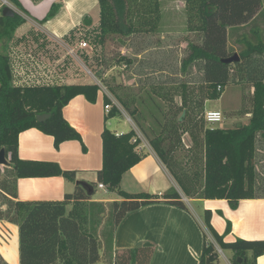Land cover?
I'll list each match as a JSON object with an SVG mask.
<instances>
[{
  "label": "trees",
  "instance_id": "trees-1",
  "mask_svg": "<svg viewBox=\"0 0 264 264\" xmlns=\"http://www.w3.org/2000/svg\"><path fill=\"white\" fill-rule=\"evenodd\" d=\"M8 1L25 12L20 0ZM98 1L100 29L93 40L101 46V64L110 40L158 31L161 0ZM60 7V3L53 4L44 21L55 16ZM186 13L187 34H195L201 42L189 44L182 68L188 75L190 66L201 67L203 79L199 90L190 89L185 80L169 89L156 84L133 98L120 95L115 87L107 88L134 118L187 197L226 199L236 209L242 199L264 198L261 169L264 167V78L258 77L255 62L256 57H264V6L262 0H186ZM24 22L25 18L16 10L12 17L0 15V44L5 48L0 49V150L5 149L9 160L8 165H0V176L4 173L0 177V220L19 226L20 264H97L105 254L110 264H149L155 252L151 247L114 250L119 223L127 213L155 202L185 210L188 206L176 188L161 196L132 194L121 189L124 173L145 156L138 149L141 139L133 141L138 136L134 129L116 134L106 127L102 133L103 168L98 172L99 181L108 190L117 192L122 200L94 202L91 199L95 188L85 182L78 183L64 200H18L19 178L61 175L74 180L76 175L55 162L21 159L20 133L38 128L54 137L56 148L67 140L82 142L79 132L64 117L63 109L79 94L95 102L100 90L98 84L16 85L5 43ZM235 53L240 56L238 61L223 62ZM129 57L122 52L115 59L130 65ZM247 74L253 88L252 107L244 111L249 114L248 122L234 127L209 125L205 119L206 100L221 98L228 84L246 80ZM176 97H180V102ZM107 105H110L109 118L123 117L120 107L109 97H106ZM43 113L50 117L38 121L37 115ZM148 113L151 119L147 118ZM185 134L192 140L189 147H185ZM183 148L190 154L178 157L177 152ZM188 160L194 167H187ZM211 219L212 211L206 209V226L223 249L233 252L234 264H257L264 254V239L226 241L225 236L232 231L231 221H227L226 231L220 235ZM218 261L215 243L204 231L199 264ZM0 264H9L1 254Z\"/></svg>",
  "mask_w": 264,
  "mask_h": 264
},
{
  "label": "crops",
  "instance_id": "crops-1",
  "mask_svg": "<svg viewBox=\"0 0 264 264\" xmlns=\"http://www.w3.org/2000/svg\"><path fill=\"white\" fill-rule=\"evenodd\" d=\"M1 1L0 15L6 5L5 0ZM6 1L10 4L8 0ZM20 2L25 12L10 5L25 18V22L5 43L11 59L14 83L20 86L98 84L100 90L95 102L79 94L63 109L64 117L79 132L82 142L67 140L56 148L54 137L38 128H30L20 133L21 159L55 162L64 170L74 171L76 175L74 180L66 179L61 175L19 178L18 200H64L67 194L75 191L80 182L94 186L95 194L91 199L94 202L108 203L122 200L117 192L108 190L106 186L105 189L99 186L103 184L98 177V172L103 168L102 133L106 127L116 134L127 133L134 129L141 138V151L145 156L124 173L121 189L132 194L149 193L161 196L169 189L176 188L183 196L188 210L164 202H155L127 213L116 228L114 250L138 246L151 247L155 252L149 264H199L204 246V231L211 241L217 243L205 224L206 209L212 211L211 224L220 235L225 233L227 221H231L232 231L225 236L226 241H234L237 238L264 239V198L242 199L238 207L233 209L226 199L187 197L133 119L127 118L125 114L123 117H108L106 97L110 98V96L104 91L102 80L89 69L96 78L95 81L87 79L88 71L84 75L75 73V62L82 68L83 65L88 68L91 59L99 56L101 46L95 44L93 40L100 29L98 0H20ZM160 2L161 19L158 31L135 34L128 39L136 43L146 40L151 46L161 44V47L156 46L153 49L159 48L160 53H164L166 58L171 53L175 54L174 46H171L169 41L187 35V33L180 34L182 32L180 28L187 29L186 0ZM55 3H60L59 11L52 18L44 21ZM262 4L264 6V0ZM119 39L122 38H116ZM82 41H88L89 46L82 48L80 46ZM186 42L190 44L187 39L184 42L180 41L182 48ZM122 52L126 53V50ZM141 54L134 55L141 57ZM154 85L156 84H150L149 88L145 87L144 90ZM158 86L165 89L171 87L169 84ZM104 88L107 89L105 85ZM179 98L176 97L177 102H180ZM208 100L205 102L206 111H208L206 107ZM247 122L248 120L241 123ZM209 125L213 126V124ZM183 140L187 147L192 145L189 134H185ZM98 192L101 195L96 196ZM71 208L72 203L68 205V210ZM216 215H219L224 223L218 221L217 225ZM0 254L7 263L20 264L18 224L0 220ZM263 257L264 254L257 259V263ZM97 264L102 263L99 261Z\"/></svg>",
  "mask_w": 264,
  "mask_h": 264
},
{
  "label": "rangeland",
  "instance_id": "rangeland-1",
  "mask_svg": "<svg viewBox=\"0 0 264 264\" xmlns=\"http://www.w3.org/2000/svg\"><path fill=\"white\" fill-rule=\"evenodd\" d=\"M2 1L0 0V4ZM179 29V28H178ZM182 32L180 34H186L187 29L180 28ZM185 30V31H184ZM186 37V38H185ZM185 38V40L183 39ZM186 39L191 43L194 42H201V38L197 37L195 34H187L183 35L182 38H174L170 40L169 43L171 46H174L175 54L171 53L169 57L165 58L164 53H160V49H153L154 47H161V44H157L156 46H151L149 41L146 40L141 41L140 43H136L132 41L130 38L126 39H119L116 41L110 40V42L106 45L105 48V56L104 64H101L100 60L102 57V49L99 48V56H95L89 62V67L87 68L83 65L85 70L82 71V67L75 62L74 64V71L76 74H85L88 71L87 79L89 81L96 80L94 75L89 72L91 70L96 76H98L102 80L103 89L104 91L109 94L110 98L115 101L122 113L129 119L134 118L129 114V112L121 105L118 101L116 96L111 93L110 87H115L117 90L116 92L122 96L128 95L130 98H133L135 95L140 96V94H144V88H149L148 85L150 84H169V85H176L181 81L185 80L190 85V89H195L196 91L199 90L202 79H203V71H201V67H196L192 65L187 69L189 72L187 77H184V71L182 68V61L184 57L188 54L189 45L188 42L184 44L182 48L180 45V41H186ZM230 47V43H228ZM0 49H5L3 44H0ZM236 49V48H235ZM126 50L125 54L133 55V57H129L132 60L130 65H125L123 62L120 64L116 62V56H118L122 51ZM238 52V50H237ZM142 53L141 57H137L134 54ZM256 59V60H255ZM254 60L258 64L257 65V73L258 77L262 76L264 78V57H256ZM115 61V62H114ZM80 64L81 61L79 60ZM98 62V63H97ZM77 64V65H76ZM234 67V66H233ZM89 69V70H88ZM86 77V75L84 76ZM246 80L240 82H233L232 84H228L225 87L224 93L219 99H209L206 103V107L209 109H219L223 113V121L221 123L213 124L214 127H228L233 126L241 122H245L249 118V114H246L244 111H248L252 107V82L250 81V75H246ZM82 82V81H81ZM104 85L109 88H104ZM168 86V85H167ZM146 88V89H147ZM145 89V90H146ZM205 109V113H206ZM149 119L151 116L147 115ZM118 119V118H117ZM115 121V120H114ZM113 121V122H114ZM136 123V122H135ZM212 126V125H211ZM138 127V125H137ZM140 130V128L138 127ZM141 131V130H140ZM142 132V131H141ZM144 137L147 139L145 134L142 132ZM186 147V145H185ZM190 154V152L183 148L177 152L178 157L186 156ZM4 166V165H3ZM188 168L194 167L193 162L188 160L187 164ZM3 168V167H2ZM264 172V167L261 168ZM4 173H1V178L3 177ZM101 195L100 192L96 194V196ZM3 208L6 209V206ZM226 211V210H225ZM216 224L218 225V221L221 223L223 219L219 215H216ZM103 227V225H102ZM218 244V243H217ZM216 245V244H215ZM217 247V245H216ZM223 249V248H222ZM101 251L104 253V249L102 248ZM227 258L234 264L233 261V252L229 249H223ZM220 258L217 264H228L225 258L219 253ZM102 264H110L109 259L106 258V254L100 260ZM257 264H264V257L258 261Z\"/></svg>",
  "mask_w": 264,
  "mask_h": 264
},
{
  "label": "built area",
  "instance_id": "built-area-1",
  "mask_svg": "<svg viewBox=\"0 0 264 264\" xmlns=\"http://www.w3.org/2000/svg\"><path fill=\"white\" fill-rule=\"evenodd\" d=\"M5 2L7 3L6 0H5ZM80 46H81L82 48H86V47L89 46V43H88V41H82V42L80 43ZM89 72H90V71H89ZM106 108H107V112H109L110 105H107ZM205 119H206V121H207L208 124H216V123H220V122L223 121V113H222L221 111H219V110H208V111H206V113H205ZM139 138H140V136L138 135L137 137H134V138H133V141H136V140L139 139ZM140 139H141V138H140ZM138 149H140V150L142 149V147H141V143L138 145ZM99 186H100V188L105 189V185H104V184H100ZM215 244L217 245V247H216V245H215V247H216V250H217V252H218V256H219V258H220V255H219V253H220V254L225 258V260L228 262V264H233V263H231V261L227 258V256L225 255L223 249L219 246V244H217V243H215Z\"/></svg>",
  "mask_w": 264,
  "mask_h": 264
},
{
  "label": "water",
  "instance_id": "water-1",
  "mask_svg": "<svg viewBox=\"0 0 264 264\" xmlns=\"http://www.w3.org/2000/svg\"><path fill=\"white\" fill-rule=\"evenodd\" d=\"M2 15L3 16H14L15 15V10L12 8V6L10 4H7L4 6L3 10H2ZM240 59V56L238 53H235L233 54L232 56H229L227 58H224L223 59V62L224 63H231V62H236ZM185 115V111L183 112L182 116H181V119L182 117H184ZM50 117V114L48 113H43V114H38L37 115V120L38 121H44L46 119H48ZM9 164V160L7 159L6 157V151L4 148H2L0 150V165H8ZM241 261V259H240Z\"/></svg>",
  "mask_w": 264,
  "mask_h": 264
}]
</instances>
